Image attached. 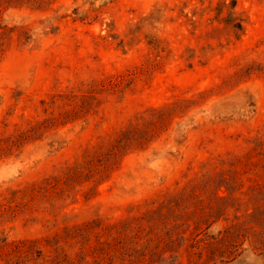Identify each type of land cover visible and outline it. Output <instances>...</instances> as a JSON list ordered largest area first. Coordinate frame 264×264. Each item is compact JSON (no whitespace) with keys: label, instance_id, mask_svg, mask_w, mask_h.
Here are the masks:
<instances>
[{"label":"rangeland","instance_id":"rangeland-1","mask_svg":"<svg viewBox=\"0 0 264 264\" xmlns=\"http://www.w3.org/2000/svg\"><path fill=\"white\" fill-rule=\"evenodd\" d=\"M0 264H264V0H0Z\"/></svg>","mask_w":264,"mask_h":264}]
</instances>
